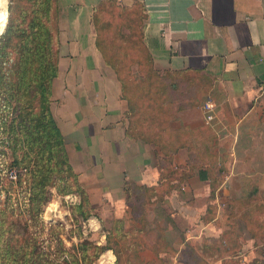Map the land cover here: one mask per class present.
<instances>
[{
    "label": "crops",
    "instance_id": "1",
    "mask_svg": "<svg viewBox=\"0 0 264 264\" xmlns=\"http://www.w3.org/2000/svg\"><path fill=\"white\" fill-rule=\"evenodd\" d=\"M137 1L154 69L204 80L184 84L192 106L168 123L174 188L142 201L135 219L126 185L160 188L165 154L128 136V102L96 47L93 15L102 2ZM49 10L57 57L49 107L95 208L84 234L99 246L111 236L132 264H183L187 247L206 264H264V0H49ZM206 100L215 107L209 125ZM95 264L117 256L106 250Z\"/></svg>",
    "mask_w": 264,
    "mask_h": 264
},
{
    "label": "trees",
    "instance_id": "2",
    "mask_svg": "<svg viewBox=\"0 0 264 264\" xmlns=\"http://www.w3.org/2000/svg\"><path fill=\"white\" fill-rule=\"evenodd\" d=\"M45 7L42 13L46 25L41 21L35 24L42 31L39 35L43 37L42 46H45L38 73L35 74L30 68L34 54H27L20 68L25 71L22 84L9 85L0 75V86L4 85L3 88L15 102L19 122L20 136L13 141L12 153L15 166L24 171L29 196L28 222L32 226L37 224V228L32 230L30 223L20 225L0 220V264H94L109 249L115 252L117 264H132L130 259L122 262L125 250L121 252L112 246L111 236H107L106 245L99 246L91 239V234H83L78 228L80 222H86L94 215L95 208L69 164L64 139L50 112L51 83L57 74V57L53 35L48 27L51 20L47 2ZM146 19L145 8L138 1L130 8L115 2H102L93 15L96 47L105 63L114 71L123 98L128 102V136L152 143L165 154L161 160L164 172L160 188L126 185V204L135 219L144 201L151 197L161 198V192L168 194L174 188L170 184L171 176L179 172L173 170L168 155L171 146L168 144V123L176 112L192 106L190 98L188 101L183 98L190 94L184 84L204 80L199 75L154 69L151 55L143 42ZM5 21L6 15L1 29ZM25 66L29 68L25 70ZM16 70L17 75L22 73ZM52 190L60 196L76 195L79 198V203L69 208L73 225H77L76 229L68 232L70 239L71 236L77 239V243L72 242L70 248L60 237L65 231L62 224L49 227L46 239L42 237L44 225L38 226L42 209L53 198ZM122 224V221H118L111 223V226L116 230ZM120 243L126 250L134 247V243H128L126 247L122 238ZM180 259L183 264H206L189 247L182 252ZM251 264L263 263L253 261Z\"/></svg>",
    "mask_w": 264,
    "mask_h": 264
},
{
    "label": "rangeland",
    "instance_id": "3",
    "mask_svg": "<svg viewBox=\"0 0 264 264\" xmlns=\"http://www.w3.org/2000/svg\"><path fill=\"white\" fill-rule=\"evenodd\" d=\"M46 2L49 6V0H5L6 21L0 30V75L9 85L23 83L22 74L25 71L20 68L27 54H34L30 68L35 74L38 73L42 64L41 52L45 46H42L43 37L39 35L42 31L35 24L44 18L42 10L46 8ZM48 27L53 35L51 22ZM27 68L24 67L25 70ZM16 69L22 73L17 75ZM3 87L0 86V220L24 225L30 223L27 214L29 196L24 183V171L15 166L12 153L13 141L20 136L19 122L15 102ZM14 175L16 179H13ZM51 193L53 198L42 209L38 226L44 225L42 237L46 239L49 227L62 224L65 231L60 237L65 246L70 248L72 242L77 243L75 236H71V239L68 237V232L77 227L73 225L69 212V208L75 204L66 198L70 195L60 196L54 190ZM29 225L33 230L37 224ZM83 225L84 222H80L78 228L84 234Z\"/></svg>",
    "mask_w": 264,
    "mask_h": 264
},
{
    "label": "built area",
    "instance_id": "4",
    "mask_svg": "<svg viewBox=\"0 0 264 264\" xmlns=\"http://www.w3.org/2000/svg\"><path fill=\"white\" fill-rule=\"evenodd\" d=\"M41 23H44L46 25L45 18L41 19ZM214 109H215L214 104L210 100H206L202 104V110L205 114L204 116L205 125H209L214 120ZM13 179H16L15 175L13 176ZM66 198L72 200L73 204H76L79 202V199L75 195H70V196H67Z\"/></svg>",
    "mask_w": 264,
    "mask_h": 264
},
{
    "label": "bare ground",
    "instance_id": "5",
    "mask_svg": "<svg viewBox=\"0 0 264 264\" xmlns=\"http://www.w3.org/2000/svg\"><path fill=\"white\" fill-rule=\"evenodd\" d=\"M6 15V4L5 0H0V29L3 25L4 19Z\"/></svg>",
    "mask_w": 264,
    "mask_h": 264
}]
</instances>
